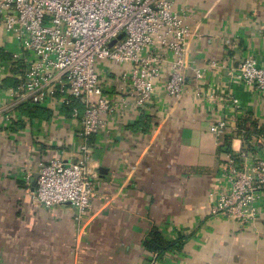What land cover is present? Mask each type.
I'll return each instance as SVG.
<instances>
[{
  "label": "crops",
  "instance_id": "obj_1",
  "mask_svg": "<svg viewBox=\"0 0 264 264\" xmlns=\"http://www.w3.org/2000/svg\"><path fill=\"white\" fill-rule=\"evenodd\" d=\"M176 8L191 30L187 91L177 100L160 88L153 106L93 136L98 194L84 213L35 197L42 161L78 156L80 125L67 109L15 102L20 69L0 43V264H264V222L240 227L210 214L225 151L243 141L217 136L212 126L232 110L196 94L237 97L241 127L264 134V99L229 75L248 56L264 63V0H176ZM153 229L180 248L155 258L146 245Z\"/></svg>",
  "mask_w": 264,
  "mask_h": 264
},
{
  "label": "built area",
  "instance_id": "obj_2",
  "mask_svg": "<svg viewBox=\"0 0 264 264\" xmlns=\"http://www.w3.org/2000/svg\"><path fill=\"white\" fill-rule=\"evenodd\" d=\"M187 19L176 0H0L1 47L20 69L15 102L60 116L67 109L80 125L75 159L40 163L34 194L42 205L70 203L88 211L98 194L93 136L112 131L130 110L153 106L160 88L183 98L191 68ZM203 74L195 69L197 79ZM229 75L264 99L258 58L246 57ZM201 88L199 99L232 110L212 131L243 141L225 151L210 214L256 227L264 222V134L241 127L245 110L237 97Z\"/></svg>",
  "mask_w": 264,
  "mask_h": 264
},
{
  "label": "trees",
  "instance_id": "obj_3",
  "mask_svg": "<svg viewBox=\"0 0 264 264\" xmlns=\"http://www.w3.org/2000/svg\"><path fill=\"white\" fill-rule=\"evenodd\" d=\"M147 247L157 253V255L162 256L165 252L180 248V242L167 241L157 229H153L151 233V239L146 243Z\"/></svg>",
  "mask_w": 264,
  "mask_h": 264
},
{
  "label": "water",
  "instance_id": "obj_4",
  "mask_svg": "<svg viewBox=\"0 0 264 264\" xmlns=\"http://www.w3.org/2000/svg\"><path fill=\"white\" fill-rule=\"evenodd\" d=\"M122 35H120V37H121ZM101 171H102V169H100Z\"/></svg>",
  "mask_w": 264,
  "mask_h": 264
}]
</instances>
